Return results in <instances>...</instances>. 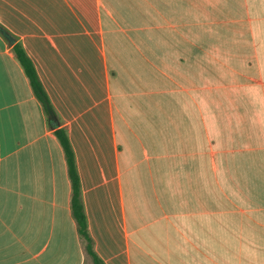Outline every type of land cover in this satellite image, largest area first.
<instances>
[{
    "label": "crops",
    "instance_id": "1",
    "mask_svg": "<svg viewBox=\"0 0 264 264\" xmlns=\"http://www.w3.org/2000/svg\"><path fill=\"white\" fill-rule=\"evenodd\" d=\"M0 26V264H89L59 126L105 264H264V0H0Z\"/></svg>",
    "mask_w": 264,
    "mask_h": 264
},
{
    "label": "trees",
    "instance_id": "2",
    "mask_svg": "<svg viewBox=\"0 0 264 264\" xmlns=\"http://www.w3.org/2000/svg\"><path fill=\"white\" fill-rule=\"evenodd\" d=\"M0 30L3 28L0 26ZM12 51L27 77L30 87L36 99L41 104L44 113L50 120L58 122L57 114L50 102V99L38 77L35 67L19 43L12 44ZM59 123V122H58ZM66 159L68 176L71 183V201L70 208L72 217L76 223L78 235L83 242L85 253L89 259V264H105L95 252L93 240L88 232L87 219L82 201V192L80 179L77 172L75 156L68 139L66 130L63 127H57L54 131Z\"/></svg>",
    "mask_w": 264,
    "mask_h": 264
},
{
    "label": "water",
    "instance_id": "3",
    "mask_svg": "<svg viewBox=\"0 0 264 264\" xmlns=\"http://www.w3.org/2000/svg\"><path fill=\"white\" fill-rule=\"evenodd\" d=\"M4 36L6 37V39L10 42V43H13L14 42V39L12 37H10L8 34L6 33H3Z\"/></svg>",
    "mask_w": 264,
    "mask_h": 264
}]
</instances>
